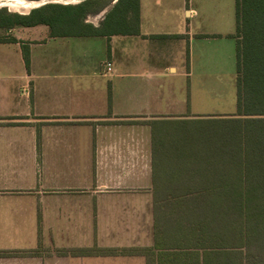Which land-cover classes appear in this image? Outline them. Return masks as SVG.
<instances>
[{"label": "crops", "instance_id": "1", "mask_svg": "<svg viewBox=\"0 0 264 264\" xmlns=\"http://www.w3.org/2000/svg\"><path fill=\"white\" fill-rule=\"evenodd\" d=\"M194 3L140 0L137 35L49 33L29 43V69L22 36L0 43L25 66L0 75V264H177L163 219V173L177 160L163 153L165 128L211 116L194 112L195 46L236 40L230 9L206 31L200 18L214 13Z\"/></svg>", "mask_w": 264, "mask_h": 264}, {"label": "trees", "instance_id": "2", "mask_svg": "<svg viewBox=\"0 0 264 264\" xmlns=\"http://www.w3.org/2000/svg\"><path fill=\"white\" fill-rule=\"evenodd\" d=\"M107 6L105 0L47 3L28 14L0 7V29L46 25L52 37L140 33V0H117L99 26L87 22L89 15ZM233 37L237 40L236 114L178 121L177 130L168 134L165 129L163 137V153L176 157L184 168L178 174L163 173V198L192 200L196 208L209 212L197 217L199 245L211 248L204 258L206 262L210 258V264H233L230 254L245 244L264 249V0H236ZM15 42L19 40L11 34L0 37V43ZM23 56L29 69L26 44ZM199 120L208 123L199 130L184 126ZM207 240L210 246L204 244ZM258 255L254 263L249 253L246 264H264Z\"/></svg>", "mask_w": 264, "mask_h": 264}, {"label": "rangeland", "instance_id": "3", "mask_svg": "<svg viewBox=\"0 0 264 264\" xmlns=\"http://www.w3.org/2000/svg\"><path fill=\"white\" fill-rule=\"evenodd\" d=\"M28 1H49V0H28ZM65 2L66 0H57ZM117 0H105L108 6L101 12L94 13L88 16L87 21L98 22L103 17V13L108 12L110 8L115 4ZM193 5L200 9L202 4L206 9L214 13V18L205 20L200 18L201 29L206 31H213L218 29L220 25L227 24L228 11L230 9V29L234 32L236 29V0H193ZM2 3V2H1ZM8 10H17L18 8L11 7L8 3L4 2ZM225 6V7H224ZM103 12V13H102ZM102 13V14H101ZM216 17V18H215ZM220 17L218 20H216ZM222 22V23H221ZM40 31H35V27H15L12 31L0 29V37L7 34H14L16 36H22V42L29 46L31 41L39 43L46 41L49 36V28L43 27ZM34 39V40H32ZM24 44V45H25ZM23 45V46H24ZM236 40L234 38L226 39H209L201 40L195 46V66L194 75L192 78V92L194 94V112L202 114H210L209 117H225L236 114L237 112V60H236ZM35 59L45 58L49 54V44L43 46H37L33 50ZM5 57L9 60L7 66H0V75H16L22 73V55L16 51L14 47L9 45L0 44V58ZM4 57V58H3ZM25 69L24 64L22 65ZM38 70H46V66L37 65ZM7 82L9 88L16 89L17 81L10 80ZM201 119V118H198ZM204 120L193 121V123L186 124V127H205L208 122ZM178 123H168L166 130L168 134L177 130ZM189 127V128H191ZM192 129V128H191ZM174 137V134L172 135ZM171 137V138H173ZM172 161V160H171ZM168 161L167 173L178 174L184 171V168L179 165L180 161ZM209 171L210 168L206 167ZM164 190V189H163ZM194 201L190 200L186 203L178 202V199L164 200L163 198V219H165L164 229H169L171 233L176 234L175 247L179 250L176 251L177 264H197L198 258L200 260L205 258V252L208 253L211 248L200 247L201 240L199 237L200 228L198 226V217L201 212L207 210H199L196 208ZM204 244L209 245L210 241L207 240ZM210 246V245H209ZM181 250V251H180ZM233 250V249H231ZM171 252V251H169ZM231 252V251H230ZM230 254V260L233 264H246V257L249 253L252 254L250 259L256 263L258 255L264 261V249L256 247L255 245L242 247L240 251H232ZM199 253V254H198ZM198 257V258H197ZM170 261V259H169Z\"/></svg>", "mask_w": 264, "mask_h": 264}, {"label": "bare ground", "instance_id": "4", "mask_svg": "<svg viewBox=\"0 0 264 264\" xmlns=\"http://www.w3.org/2000/svg\"><path fill=\"white\" fill-rule=\"evenodd\" d=\"M4 2L8 3L11 7L18 8V11L21 12L29 10L32 4H35V2L32 3L28 0H0V5H5Z\"/></svg>", "mask_w": 264, "mask_h": 264}, {"label": "water", "instance_id": "5", "mask_svg": "<svg viewBox=\"0 0 264 264\" xmlns=\"http://www.w3.org/2000/svg\"><path fill=\"white\" fill-rule=\"evenodd\" d=\"M84 0H66L65 2H60V1H57V0H49V1H30V2H35V4H32V6L30 7L29 10L27 11H24V12H21V11H17V10H14L16 12H19L21 14H28L33 8H36V7H39V6H42V5H45L47 3H64V4H76V3H80ZM0 7H2V5H0ZM10 11H13L10 9Z\"/></svg>", "mask_w": 264, "mask_h": 264}, {"label": "built area", "instance_id": "6", "mask_svg": "<svg viewBox=\"0 0 264 264\" xmlns=\"http://www.w3.org/2000/svg\"><path fill=\"white\" fill-rule=\"evenodd\" d=\"M108 69H109V70L111 69V63L108 64Z\"/></svg>", "mask_w": 264, "mask_h": 264}]
</instances>
